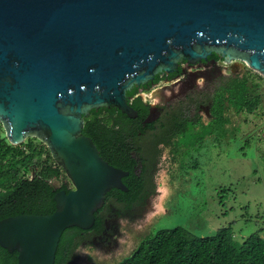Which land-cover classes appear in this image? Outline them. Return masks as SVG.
<instances>
[{"label":"water","instance_id":"obj_1","mask_svg":"<svg viewBox=\"0 0 264 264\" xmlns=\"http://www.w3.org/2000/svg\"><path fill=\"white\" fill-rule=\"evenodd\" d=\"M212 54L264 81V0H0V125L36 139L71 185L48 215L0 221L18 264H54L66 229L89 230L128 176L82 130L92 110L138 114L127 92Z\"/></svg>","mask_w":264,"mask_h":264},{"label":"trees","instance_id":"obj_2","mask_svg":"<svg viewBox=\"0 0 264 264\" xmlns=\"http://www.w3.org/2000/svg\"><path fill=\"white\" fill-rule=\"evenodd\" d=\"M211 57L219 59L215 54ZM159 80L156 75L153 81ZM137 89L134 87L127 92L137 118L130 119L114 108L92 110L85 117L82 133L92 139L105 161L129 173L122 179L128 191L113 189L106 195L103 208L94 215L95 223L90 231L101 232L109 205L124 211L144 201L153 191L151 170L161 154L160 146L172 147L176 157L182 152V144L186 147L183 153L198 151L206 134L219 132L221 137H216L222 138L223 133L229 132L225 131L229 124L225 116L227 104L237 113L250 114L260 105L261 99L249 76L233 77L228 88L216 90L212 101L215 118L202 133H195L187 121L174 118L167 119L162 124V133L157 134L154 123L145 121L149 116L148 106L141 97L133 98ZM150 90L146 86L144 91ZM183 128L185 135L177 141L179 136L176 134ZM148 129L152 131L149 140L145 138ZM53 181L60 185L54 186ZM69 187L64 172L38 140L28 139L20 146H12L5 137H0V221L20 215L52 214L56 208L55 195L60 191L68 193ZM89 230L66 229L60 238L54 264H72L76 250L91 238ZM0 264H18L17 252L9 253L0 246ZM118 264H264V237L254 233L239 243L234 238L232 226L218 229L209 237L196 236L184 226H178L147 237Z\"/></svg>","mask_w":264,"mask_h":264},{"label":"rangeland","instance_id":"obj_3","mask_svg":"<svg viewBox=\"0 0 264 264\" xmlns=\"http://www.w3.org/2000/svg\"><path fill=\"white\" fill-rule=\"evenodd\" d=\"M208 70V78L199 76L196 80V91L204 95L203 99L222 87L228 88L233 77L249 76L261 97L260 105L247 114L237 113L227 104L226 126L230 132L223 133L222 138H217L219 132H215L198 148V155L186 153L176 157L172 147L160 146L161 154L151 170L153 191L142 209L114 215L111 223L115 233L109 241L82 244L72 264H118L147 237L178 226L200 237L213 236L218 229L232 226L239 243L254 233L264 237V81L241 62L226 63L220 66V72ZM156 88L153 86L144 96L159 110L165 106L164 97L171 95L168 89L161 90L163 96L154 95ZM173 88L178 92L182 87ZM186 93L195 96L190 90ZM171 110L178 111L175 100ZM180 110L183 112L182 106ZM161 114L159 111L156 115ZM191 114L190 110L188 116ZM168 118L160 117L157 134L162 133V124ZM0 137H5L4 131ZM146 138L149 140L150 136ZM52 183L60 185L58 181Z\"/></svg>","mask_w":264,"mask_h":264},{"label":"flooded vegetation","instance_id":"obj_4","mask_svg":"<svg viewBox=\"0 0 264 264\" xmlns=\"http://www.w3.org/2000/svg\"><path fill=\"white\" fill-rule=\"evenodd\" d=\"M212 56V55H211ZM209 56L207 60L197 62L195 64H188L187 62H182L180 63L179 67L171 74L166 75V74H159V81L154 82L153 80L147 83L146 85H142L137 87L138 89L136 90L134 97H141L143 100L144 105L148 106L149 109V116L145 120L146 122H151L154 123V126L157 129V124L159 122V119L162 115L164 116H169L168 120H173L174 118L180 119L187 121V123L190 124L189 127H191L195 133H202L207 127L210 126V124L214 120V115L212 113V101L214 98V93L211 95L207 94L206 98L203 99L204 95L198 94V91H196V80L199 78V76L208 78L209 75L207 73L210 71L208 69H211L216 72H220V66L226 64L225 60L221 57L219 59H214L213 57ZM146 86H149L152 88L153 86H156L157 92H154V95H161L163 92L161 90L168 89L170 91V97H164L163 102H165V106L159 110L157 108L153 107L151 102L148 100V98H145L144 94L147 93L144 90H146ZM173 86H181V90L178 92L174 91ZM184 86V87H183ZM134 88V87H133ZM132 88V89H133ZM131 89V90H132ZM187 90H190L191 93H195V96H190L188 93H186ZM152 90L149 91V93ZM196 91V92H195ZM163 96V95H161ZM132 98V99H133ZM173 98V99H172ZM169 99H172L173 101L175 100L177 103V112L172 111V104L173 101H169ZM175 104V103H174ZM186 104V105H185ZM180 106H182V111L180 110ZM189 108H191L192 114L188 116V112H190ZM160 111V115H156ZM208 119L206 122L205 120ZM144 121V122H145ZM143 122V126L145 127L146 124ZM155 129V130H156ZM184 131L185 129H180L176 135L179 136L177 141L179 139L184 137ZM187 131V128H186ZM225 131H229L227 126L225 128ZM151 130L148 129L146 136L151 134ZM155 132V131H154ZM230 132V131H229ZM214 134H206L204 136L203 142H207L211 138H213ZM146 138V137H145ZM181 144V143H180ZM186 150V147L183 146L182 144V152L179 154V156H182L188 152H184ZM194 153V155H198V151L195 152H190ZM133 156H135L134 152H131ZM140 171V168L137 169V172ZM70 186V185H69ZM71 189V186L69 187ZM145 200V199H144ZM144 201L141 203L132 206L124 211L117 210L116 207H113V205H109L110 209L108 212L102 215L104 217V227L102 228L100 233H97V229L89 230L88 233L91 234V238L86 241L85 243L88 242H108L110 237L115 233V226L111 223L113 221L112 217L114 215H125L130 212H133L135 209L140 207L142 209V204ZM105 204V203H104ZM103 208V207H102ZM84 244V243H83Z\"/></svg>","mask_w":264,"mask_h":264}]
</instances>
